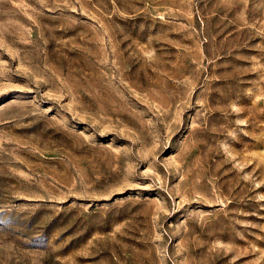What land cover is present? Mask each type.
Returning <instances> with one entry per match:
<instances>
[{"label":"rangeland","instance_id":"obj_1","mask_svg":"<svg viewBox=\"0 0 264 264\" xmlns=\"http://www.w3.org/2000/svg\"><path fill=\"white\" fill-rule=\"evenodd\" d=\"M0 264H264V0H0Z\"/></svg>","mask_w":264,"mask_h":264}]
</instances>
